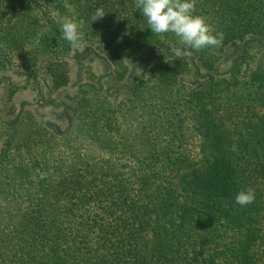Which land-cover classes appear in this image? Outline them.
<instances>
[{
  "label": "trees",
  "instance_id": "obj_1",
  "mask_svg": "<svg viewBox=\"0 0 264 264\" xmlns=\"http://www.w3.org/2000/svg\"><path fill=\"white\" fill-rule=\"evenodd\" d=\"M97 8L106 14L92 22ZM6 9L20 11L8 33L18 38L44 28L41 48L46 51L57 43L72 49L61 22L76 16L85 36L111 51L107 58L116 90L129 93L130 101L144 97L148 76L158 82L157 97L175 93L166 98L171 119L156 113L152 133L165 130L180 140L168 129L182 119H173V105L181 102L196 121L201 143L199 159L183 152L154 168L139 156L150 146L130 127L108 150L113 155L123 149L130 160H141L134 171L125 164V172L110 173L109 160L82 158L23 191L14 188L19 179L6 174L0 178V264H264V59L247 74L236 60L228 76L217 74L218 60L230 45L240 43L245 55L256 44L264 47V0H195L193 14L203 17L214 34L222 32L224 40L218 48L187 49L190 54L182 58L174 54L184 49L178 38L153 34L135 0H0V11ZM147 51H156L157 68L125 76L124 57ZM58 53L51 54L56 60L46 69L53 91L71 82V67ZM187 74L193 80L202 77L200 84H187ZM91 83L79 89L77 104L71 105L75 110L101 97L102 82ZM154 111L146 112L149 119ZM107 117L114 120V114ZM10 120L25 124L21 115ZM113 131L110 127L104 134ZM134 135L143 140L135 143ZM156 144L153 162L166 153ZM170 168L178 174L176 182ZM133 172L139 174L134 178ZM249 187L254 201L235 203L238 192Z\"/></svg>",
  "mask_w": 264,
  "mask_h": 264
},
{
  "label": "rangeland",
  "instance_id": "obj_2",
  "mask_svg": "<svg viewBox=\"0 0 264 264\" xmlns=\"http://www.w3.org/2000/svg\"><path fill=\"white\" fill-rule=\"evenodd\" d=\"M18 12L20 11L17 9L0 11V178L13 173L12 178L19 179L14 188L23 191L35 186L38 179L66 171L69 164L79 162L82 158L90 161H93L91 158L109 160L106 169L110 173L125 172V164H129L130 170L134 171L141 164L139 163L141 160L146 166L151 164L154 168H160L158 165L168 163L170 157L174 159L176 154L183 152L192 160L199 159L201 137L197 124L181 102L173 105V119L175 121L182 119L178 121L176 127L168 129L170 132L175 130L180 140H174L175 134L163 132L165 130L158 134L152 133L156 127L154 124L156 113L161 112L165 119H171L169 117H172L173 113L165 108L168 107L166 102L172 104L166 98H169L168 94H175L174 92L166 91L164 99L157 97L156 94L161 93L158 82L148 76L144 79V97L138 99L133 97L130 101L127 98L129 93L123 92V89L116 90L119 85L112 77L114 66L107 58L111 51L107 47H98L95 40L88 39L82 23L76 16L67 18L78 24L82 47L73 50L57 43V46L46 51L41 48V40L46 35L44 28L38 33L35 31L25 36L22 33L18 38L8 33V27L11 22L17 20L15 16ZM52 16H55V13H52ZM261 47L256 44L247 49L248 53L245 55L243 52L245 49L240 43L230 45L218 60V77L229 75L227 71L232 69L234 60L242 67L243 73L247 74L260 59H264V47ZM56 49L59 50L58 55L64 57L71 67V82L58 91H53L46 69L50 62L56 60L51 55ZM124 58L126 59L124 64L128 66L125 76L139 75L147 66L157 68L156 64L159 62L156 51L131 54ZM243 73L238 77H243ZM184 79L187 84L195 81L198 85L202 77L193 80L190 74H187ZM97 80L103 84V88L100 89L101 97L97 99L98 101L93 100L92 104L90 102L88 106L75 110L71 105L77 104L76 101L81 95L79 89L87 88L86 84L92 86L91 82ZM107 87L109 91L106 90ZM10 89L14 91L10 93ZM50 98L55 101L49 103ZM120 102L122 104L119 111L113 112ZM253 105L257 106L256 103ZM256 108L261 111L259 106ZM152 109L155 110V114L149 119L146 112L149 113ZM107 114H114V120L107 119ZM17 115L22 116L24 125L10 123V119ZM27 121L29 124H26ZM149 122L150 126L146 127L145 124ZM110 127L114 131L104 134ZM130 127L137 131V135L142 134L144 141L150 146L144 153L139 154L141 160H130L123 149L113 155L108 150L110 146L122 141L124 131ZM145 131L146 134H143ZM137 135L136 137L134 135L135 143L143 140ZM147 136L149 138L146 139ZM166 143L167 148H164ZM154 144L161 151L166 149V153H163L156 162H153L152 155L157 151ZM171 144L172 153L168 154ZM58 163L63 166L58 168L59 166H56ZM24 166L28 169H23ZM168 173L176 182L178 176L176 170L170 168ZM137 174L131 173L134 178ZM261 250L260 254L264 255V248Z\"/></svg>",
  "mask_w": 264,
  "mask_h": 264
},
{
  "label": "clouds",
  "instance_id": "obj_3",
  "mask_svg": "<svg viewBox=\"0 0 264 264\" xmlns=\"http://www.w3.org/2000/svg\"><path fill=\"white\" fill-rule=\"evenodd\" d=\"M135 7L139 9L146 19L148 28L153 34L163 35L173 33L184 49H174L178 58L189 55L187 49L200 51L204 48H218L222 45L224 35L222 32L213 33L205 19L194 15L195 0H135ZM103 8H97L92 15V22L104 17ZM79 26L70 18L61 22L63 38L69 42L73 50L82 47ZM236 145L232 151H236ZM255 199V190L251 187L241 190L235 196V203L241 206L251 204Z\"/></svg>",
  "mask_w": 264,
  "mask_h": 264
}]
</instances>
